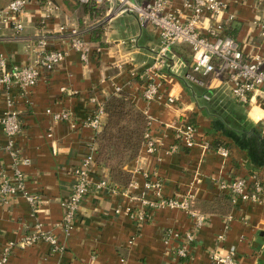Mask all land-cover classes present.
I'll list each match as a JSON object with an SVG mask.
<instances>
[{
	"label": "crops",
	"instance_id": "obj_1",
	"mask_svg": "<svg viewBox=\"0 0 264 264\" xmlns=\"http://www.w3.org/2000/svg\"><path fill=\"white\" fill-rule=\"evenodd\" d=\"M11 1L0 0V8ZM48 1L56 7L54 24L79 27L96 24L98 27L86 36L91 47L88 64L82 61L79 52L72 50L53 73L44 75L25 95L18 88L10 90L9 97L23 123L15 146L30 160V165L21 166L27 178L26 189L30 193H39L43 203L35 209L22 194L13 198L9 205L0 203V256L7 244L14 243L10 264H172L164 243L165 233L168 230L185 232L191 228L188 215L180 210L151 211L152 221L140 225L123 212L117 214L115 211L118 208L124 211L131 205L128 196L103 191L86 197L69 236L59 227L64 217L61 204L72 189L73 172L88 151V144L94 143L97 149L100 131L95 132L85 125L97 108L91 99L96 97L105 105L112 96L125 92L140 111L153 119L152 134L161 142L154 156H147L142 149L140 160L128 165L132 178L137 171L135 179L144 188L143 172L157 173L163 181L166 196L192 194L208 220L198 231L193 255L182 264H211L212 254L218 248L217 238L223 234L226 239L222 245L235 247L241 264L264 262V204L249 203L233 209L226 194L218 189L222 181L252 174L264 185V166L257 165L248 151L214 130L216 115H210L202 103L219 100L218 107L225 111L224 102H231L236 111L253 124L263 141L264 106L242 107L219 83L213 82L210 89L188 83L185 76L192 65L189 49L185 55L187 61L173 51L169 65L176 63L178 66L163 68L167 88L177 102L148 105L141 96V75L154 59L151 50L160 45L158 32L151 26L142 27L133 14H115L107 18L111 9L107 3L101 18L92 23L89 16H82L75 0ZM29 2L22 18V32L18 33L13 26H0V53L14 66L29 64L34 52L35 44L30 38L40 24L45 0ZM181 5V0L175 4L176 7ZM228 15L235 17L229 28L239 29L235 40L244 53L263 54L259 28L253 24L256 16L254 0H232ZM132 39L136 40L134 47L130 43H120ZM193 86L198 93L201 91V95L196 94ZM117 87L122 91L116 92ZM8 110V95L2 93L0 117ZM48 110L51 113L68 111L72 119L69 122L53 121ZM183 118L196 122L198 142L227 144L230 159L223 161L215 150L203 147L202 143L169 154V148L175 144L174 128ZM7 146L8 139L0 126V176L2 170L12 164ZM102 178L110 180L109 170L95 165L91 179ZM227 215L232 218L227 219ZM38 228L56 236L64 245V252H52L50 244L44 241L24 247V239Z\"/></svg>",
	"mask_w": 264,
	"mask_h": 264
},
{
	"label": "built area",
	"instance_id": "obj_2",
	"mask_svg": "<svg viewBox=\"0 0 264 264\" xmlns=\"http://www.w3.org/2000/svg\"><path fill=\"white\" fill-rule=\"evenodd\" d=\"M94 1L97 4L111 5L107 18H112L115 14H133L142 27L151 26L158 32L160 45L157 49L151 50L154 59L141 75L143 80L141 96L148 105L154 103L173 105L177 102L178 99L167 88L163 68L166 65L170 67L169 58L173 49L184 46L190 51L192 63L190 72L185 76L188 83L208 89L213 82L219 83L226 87L231 97L242 107L248 108L253 104L264 106V53L246 55L240 43L228 34V27L235 21L233 15H228L232 0H181L180 7L175 6L179 0ZM29 3V0H12L0 8V26H13L18 33L22 32L24 30L22 18L26 15ZM55 9L51 1L42 4L40 24L30 38L35 47L29 64L14 66L0 53V95L2 93L8 95L9 107V110L0 117V126L8 139L6 149L12 157V164L2 170L0 176V203L5 205H9L11 200L20 194L35 209L43 203L39 193H30L26 189L27 178L21 166L30 165V160L20 154L15 146V139L23 131V123L20 114L14 108V102L9 97L10 90L18 88L22 95H25L30 88L39 84L44 75L53 73L72 50L79 52L82 61L88 64L91 47L86 36L98 27L96 24L85 27L54 24L52 19ZM254 11L256 16L253 24L259 28L261 46L264 45V0H254ZM120 43L122 45L130 43L134 47L136 40ZM100 51L98 49V52ZM177 66L175 63L170 68ZM121 91V87L116 88V92ZM205 99L210 100V97L205 96ZM91 101L97 108L85 125L99 132L106 118L104 104H100L96 97ZM47 113L56 122H69L72 119L68 111L51 113L48 110ZM149 119L143 152L147 156H154L161 142L154 138L153 119L150 117ZM197 132V127L190 124L188 118H183L174 128L175 144L169 148L168 153L175 154L182 149H192L199 143L205 148H211L212 144L205 140L198 142ZM96 151L94 143L88 144V151L73 172L74 183L69 196L61 204L64 217L59 227L66 236L72 232L87 196L98 195L103 191L121 193L112 186L108 178L97 181L91 179ZM215 151L223 161L230 159L228 148L219 146ZM140 158L139 155L137 160ZM136 173L138 172L134 173L128 188L121 193L128 196L131 205L124 211L116 209V213L123 212L140 225L152 221L151 211L176 209L186 213L191 220V228L185 232L168 230L164 235V243L172 264L188 261L194 253L198 231L207 224V217L191 209V200L195 199L192 194L166 196L163 181L157 173L143 172L145 183L144 188H141L135 179ZM218 189L228 195L237 207L249 203L264 204V185L254 174L222 181L218 184ZM231 218L230 216L228 219ZM225 239V234L218 236V248L212 254L211 264H241L237 258L236 248H226L222 245ZM39 241L50 244L54 253H63L65 250L56 236L44 233L40 228L24 239L23 246H31ZM14 247V243L7 244L0 256V264H10Z\"/></svg>",
	"mask_w": 264,
	"mask_h": 264
},
{
	"label": "trees",
	"instance_id": "obj_3",
	"mask_svg": "<svg viewBox=\"0 0 264 264\" xmlns=\"http://www.w3.org/2000/svg\"><path fill=\"white\" fill-rule=\"evenodd\" d=\"M75 1L82 16H89L92 23L94 20L101 18L105 11V5L97 4L94 0H88L85 3H82L81 0ZM80 22L84 24V19H81ZM227 32L231 37L236 39L239 29H230L228 27ZM173 51L180 59L187 61L185 57L188 52L187 47L178 46ZM192 89H194L196 94L201 95V91L198 93L194 86ZM219 104V100L203 101L202 103L210 115H216L214 116L216 118L214 130L216 132L220 131L241 149L248 151L252 161L257 165L264 166V149L261 148L262 145L264 146V141L261 140L253 124L243 114L236 111L231 102H224L225 111L220 108L221 106L218 107ZM104 114L107 118V124L102 127L97 137L95 165L109 170L112 186L122 193L132 181V174L128 171L127 167L139 157L143 149L150 119L137 108L135 103L130 99L129 94L125 92L112 96L107 100L104 105ZM189 121L190 124L197 127L194 120ZM219 146L229 149V146L221 141H216L212 144L211 148L216 150ZM225 197L230 202L232 208L236 209L237 206L232 202L231 198L228 195H225ZM190 204L193 211L204 214L197 207L196 198L192 199ZM230 216L227 215V219ZM260 264H264V262H260Z\"/></svg>",
	"mask_w": 264,
	"mask_h": 264
},
{
	"label": "rangeland",
	"instance_id": "obj_4",
	"mask_svg": "<svg viewBox=\"0 0 264 264\" xmlns=\"http://www.w3.org/2000/svg\"><path fill=\"white\" fill-rule=\"evenodd\" d=\"M102 5H104V4H102ZM105 5H106V4H105ZM106 124H107V119H106V123H105V121H104V124H103V126H104V125H106Z\"/></svg>",
	"mask_w": 264,
	"mask_h": 264
}]
</instances>
